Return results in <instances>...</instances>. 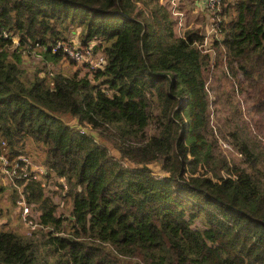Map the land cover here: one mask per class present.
Returning a JSON list of instances; mask_svg holds the SVG:
<instances>
[{
	"label": "trees",
	"instance_id": "obj_1",
	"mask_svg": "<svg viewBox=\"0 0 264 264\" xmlns=\"http://www.w3.org/2000/svg\"><path fill=\"white\" fill-rule=\"evenodd\" d=\"M186 1L179 29L171 0H0V141L10 159L41 146L43 180L68 185L52 198L23 187L39 228L0 225V264H264V143L230 95L209 96L218 74L263 129L264 0H222L210 39L187 27ZM76 30L103 69L51 74L65 60L51 48ZM213 105L231 109L217 131L238 158L218 143Z\"/></svg>",
	"mask_w": 264,
	"mask_h": 264
},
{
	"label": "rangeland",
	"instance_id": "obj_2",
	"mask_svg": "<svg viewBox=\"0 0 264 264\" xmlns=\"http://www.w3.org/2000/svg\"><path fill=\"white\" fill-rule=\"evenodd\" d=\"M182 9L186 13L187 11L190 12L188 17H186V24L187 27L190 29H194L195 31H199L200 34H206V31H208V25H210V12L214 11H208L203 9L202 7H196L191 4L190 1H186L182 3ZM226 6V5H225ZM224 6V7H225ZM195 12L200 13L195 14ZM218 13L220 12V9L217 10ZM215 13V12H214ZM220 20V17H218ZM78 30L74 32V34L71 36V39L76 40L77 43H79V39L77 36ZM181 31V35H182ZM211 36V35H209ZM210 39V37L208 38ZM209 42V40H208ZM17 44L16 38L15 42ZM41 57L38 55V50H34V53L32 54H24L22 55V60L24 63L25 68H28V70H34L38 64H40L42 61L40 60ZM82 65H77L70 61L69 59H65L61 62H59L57 65H49L48 70L51 72V74H62L64 76L72 75L78 68H82ZM83 70V69H82ZM240 82L243 81V78L239 76ZM264 80V76L262 78ZM235 93H231V84H229L226 81H223L221 83V77L218 74H215L212 78V82L209 86V96L214 99L215 96L222 94L221 91H224V93L227 96H231V102L233 103V106L238 107V111L233 116L234 119L239 123L243 124V122H246L249 125V128L251 129V132L253 135H257L260 140L264 143V127L263 129L259 128L257 125V122L262 123L263 114L256 113L253 103L251 104V100H248L245 94H239L237 92V86L234 85ZM223 99V96H222ZM226 103V102H225ZM212 113V125L214 127V132L218 136V143L221 147V149L224 152V155L231 160V156H234L235 158H238L239 156L235 155L234 150L230 146V144L225 141L222 136L218 133L217 130H220L221 133H224L225 127L224 123L225 121L230 118L231 116V109L229 107H223L222 105H213L211 109ZM68 123H71L70 120H66ZM74 122V121H72ZM113 152V149H110ZM23 154L24 156L28 157L34 164L40 165L41 167L44 166V151L41 146L34 145L33 143H28L24 145L23 148ZM114 155L116 153L114 152ZM149 169H151L154 173H159V166L157 164L150 165ZM0 181L3 186H6L7 188V179L5 176L0 175ZM62 182V184L65 186V188H68L67 183L62 178H57V180L53 179V182L50 186V190L46 194L47 196H54L53 194H57L60 192L59 185ZM59 184V185H58ZM68 189H64L63 191L66 192ZM9 189L5 190L3 194L0 195V225H7V222H9V226H6V229H19V232L25 233L26 229L25 227H22L19 220V211L18 208L15 205H12L11 203V197H10ZM64 194V193H63ZM54 202L58 203V199H53ZM70 209V203L68 200L61 201L60 206L58 209L59 213L68 214Z\"/></svg>",
	"mask_w": 264,
	"mask_h": 264
},
{
	"label": "built area",
	"instance_id": "obj_3",
	"mask_svg": "<svg viewBox=\"0 0 264 264\" xmlns=\"http://www.w3.org/2000/svg\"><path fill=\"white\" fill-rule=\"evenodd\" d=\"M222 0H201V7L208 11L215 10L220 6ZM178 0H171L172 4V15L177 19V26L181 29V23L183 19V14L176 10ZM210 25H208V31H206L207 37L209 35H214L216 33L217 22L220 20L214 12H210ZM3 37L7 38V34L3 33ZM15 42V39H13ZM16 44V43H14ZM91 46L86 49H82L76 40L71 39L67 42H57L52 48V53H60L63 55L64 59H69L77 65H89L92 68L103 69L104 61L99 55L93 57L91 53ZM0 173L3 178L7 179L8 183L6 185L14 186L18 191V199L16 201V206L19 211V217L23 226L25 227L28 234L39 228L37 222L32 219L31 209L27 204L26 195L23 193V187L30 182H41V186L47 193L50 190V186L53 182V178L47 182L43 180L44 175L47 173L46 168L40 165L34 164L28 157L24 155H19L10 159L6 143L0 141ZM17 181H21L22 184L19 185ZM64 189L65 186L62 182H59Z\"/></svg>",
	"mask_w": 264,
	"mask_h": 264
},
{
	"label": "crops",
	"instance_id": "obj_4",
	"mask_svg": "<svg viewBox=\"0 0 264 264\" xmlns=\"http://www.w3.org/2000/svg\"><path fill=\"white\" fill-rule=\"evenodd\" d=\"M191 1V4L193 5V6H196V7H201V0H190ZM195 14H199L200 15V13H196L195 12Z\"/></svg>",
	"mask_w": 264,
	"mask_h": 264
}]
</instances>
